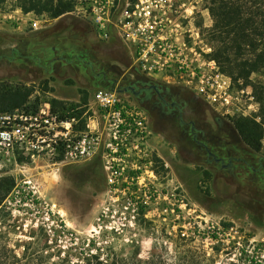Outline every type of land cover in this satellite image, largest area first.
I'll return each mask as SVG.
<instances>
[{
    "label": "rangeland",
    "instance_id": "rangeland-1",
    "mask_svg": "<svg viewBox=\"0 0 264 264\" xmlns=\"http://www.w3.org/2000/svg\"><path fill=\"white\" fill-rule=\"evenodd\" d=\"M207 1L191 0L193 17L183 27L197 29L203 40L198 47L212 50L206 31L214 19L205 10ZM9 13L0 12V84L31 90L29 105L53 100L67 107L80 105L76 110L85 112L79 126L85 122L83 100L95 90L119 91L128 82L144 80L171 95L166 111L124 96L149 118L153 154L165 170L155 167L154 200L145 208L132 206L130 194L109 188L101 154L52 168L30 165L24 175L32 181L33 204H24V194L13 191L15 179L22 178L18 171L0 166V178L14 180L0 221L17 255L38 240L46 242L53 261L60 255L80 263V254L90 250L129 255L135 248L145 259L150 253H172V241L185 233L184 239L215 264H264V142L259 153L248 151L230 118L219 116L181 86L143 76L121 42L99 41L91 26L73 15L47 17L34 31L32 16L23 21L3 16ZM240 84L264 103V69L247 85ZM258 115L259 110L252 118ZM210 231L219 236L211 239Z\"/></svg>",
    "mask_w": 264,
    "mask_h": 264
},
{
    "label": "built area",
    "instance_id": "built-area-1",
    "mask_svg": "<svg viewBox=\"0 0 264 264\" xmlns=\"http://www.w3.org/2000/svg\"><path fill=\"white\" fill-rule=\"evenodd\" d=\"M71 15L91 26L101 42L117 40L127 49L132 66L143 76L178 85L225 118H252L259 110L250 88L239 86L207 55L195 28L183 22L193 17L191 0H73ZM37 31L46 15H33ZM206 47V46H205ZM198 48V49H197ZM85 129L75 117L62 118L45 102L28 103L0 114V166L13 167L17 195L33 204L32 181L24 175L39 169L75 164L101 154L107 184L132 197V206L145 208L154 200L157 182L151 132L145 112L117 91L95 90L84 105ZM91 116L86 118V115ZM259 119V118H258ZM256 119V120H258ZM163 221L168 217L162 214ZM211 239L219 236L210 231ZM182 238L186 237L181 233Z\"/></svg>",
    "mask_w": 264,
    "mask_h": 264
},
{
    "label": "trees",
    "instance_id": "trees-1",
    "mask_svg": "<svg viewBox=\"0 0 264 264\" xmlns=\"http://www.w3.org/2000/svg\"><path fill=\"white\" fill-rule=\"evenodd\" d=\"M73 9V0H0L2 13L19 10L24 15H46L50 20L69 16ZM205 10L214 19L212 27L206 31V40L212 48L207 57L235 83L247 85L253 75L264 69V0H208ZM30 95L29 89H11L0 84V113L24 106ZM257 100L260 104L258 117L261 123L254 118L238 117L230 120L243 145L255 154L263 149L264 142V103L261 97ZM50 103L62 118L75 117L79 120L85 112V109L76 110L80 105L67 107L54 100ZM86 104L87 101L83 100V105ZM38 105L35 103L31 107L36 108ZM83 123L80 122L79 130L85 129ZM155 167L165 171L158 159H155ZM13 187L12 178H0V209ZM2 226L4 223L0 221V264H215L212 258L193 246L192 240L184 238L172 241L175 245L172 253H150L145 259L140 258V251L135 248L129 255L113 251L100 255L90 250L80 254V263H73L60 255H56L53 261L54 255L48 253L46 242L38 240L25 244L21 255H17L10 248Z\"/></svg>",
    "mask_w": 264,
    "mask_h": 264
},
{
    "label": "flooded vegetation",
    "instance_id": "flooded-vegetation-1",
    "mask_svg": "<svg viewBox=\"0 0 264 264\" xmlns=\"http://www.w3.org/2000/svg\"><path fill=\"white\" fill-rule=\"evenodd\" d=\"M117 92H123L121 95L124 96L128 93L131 98L136 100L139 104L148 105L150 109L154 111L157 109L159 111H166L171 97L168 89H162L159 85L144 80L128 82L124 89ZM148 120L149 118L147 117V121ZM216 162L218 163V160H216Z\"/></svg>",
    "mask_w": 264,
    "mask_h": 264
},
{
    "label": "crops",
    "instance_id": "crops-1",
    "mask_svg": "<svg viewBox=\"0 0 264 264\" xmlns=\"http://www.w3.org/2000/svg\"><path fill=\"white\" fill-rule=\"evenodd\" d=\"M3 16H5V17H7L9 19H12V18H14L16 20L22 19V21H23L24 19L30 17L31 14L24 15L21 11L15 10V11L10 12L9 14L3 15Z\"/></svg>",
    "mask_w": 264,
    "mask_h": 264
},
{
    "label": "water",
    "instance_id": "water-1",
    "mask_svg": "<svg viewBox=\"0 0 264 264\" xmlns=\"http://www.w3.org/2000/svg\"><path fill=\"white\" fill-rule=\"evenodd\" d=\"M118 93H120V94H121V93H123V92H118Z\"/></svg>",
    "mask_w": 264,
    "mask_h": 264
}]
</instances>
